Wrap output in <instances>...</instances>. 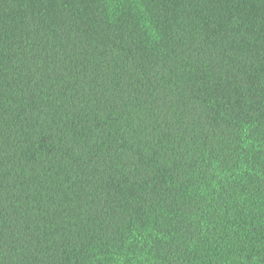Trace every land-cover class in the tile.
Here are the masks:
<instances>
[{"label":"trees","instance_id":"1","mask_svg":"<svg viewBox=\"0 0 264 264\" xmlns=\"http://www.w3.org/2000/svg\"><path fill=\"white\" fill-rule=\"evenodd\" d=\"M0 264H264V0H0Z\"/></svg>","mask_w":264,"mask_h":264}]
</instances>
